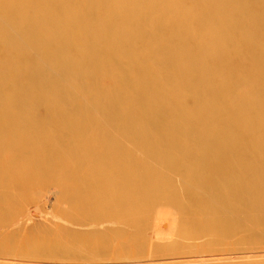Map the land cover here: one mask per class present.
Returning <instances> with one entry per match:
<instances>
[{
	"label": "bare ground",
	"instance_id": "6f19581e",
	"mask_svg": "<svg viewBox=\"0 0 264 264\" xmlns=\"http://www.w3.org/2000/svg\"><path fill=\"white\" fill-rule=\"evenodd\" d=\"M164 215L181 246L262 242L264 0H0V264H147ZM39 217L52 240L10 245Z\"/></svg>",
	"mask_w": 264,
	"mask_h": 264
},
{
	"label": "rangeland",
	"instance_id": "374dc122",
	"mask_svg": "<svg viewBox=\"0 0 264 264\" xmlns=\"http://www.w3.org/2000/svg\"><path fill=\"white\" fill-rule=\"evenodd\" d=\"M100 10H101V7H96L95 9H94V13L96 14V13H99L100 12ZM115 12V14H119L117 11H114ZM120 16H123V17H125V15L124 14H120ZM86 20H88V22H91V24H97V20L96 19H91V18H88V19H86ZM85 20V21H86ZM138 27L139 28H143L144 27V25L143 26H141L140 24L138 25ZM144 29H147V27H144ZM134 30H135V28H134ZM201 36H207V35H209L210 34V31L207 29V28H204V29H202L201 30ZM147 37H149V38H151V39H160V38H162L163 37V35H162V33H160V32H157V33H155V34H153V35H147ZM18 41V40H17ZM19 41H23L22 39L21 40H19ZM19 41H18V43H19ZM210 49V48H209ZM209 49H207V52H209L210 50ZM20 51L22 52V53H27V55L26 56H30L31 54H32V51H31V48H28L26 45H23V49L21 48L20 49ZM36 55H39V53H37L36 52ZM131 58V56H124V55H120V56H118V57H116V59L117 60H121V61H127L128 59H130ZM40 59V58H39ZM41 60V59H40ZM50 66V63L49 62H45V61H37V66H41V67H43L44 68V66H45V68H47V67H49ZM69 73L71 74V75H74V74H77V72H78V69L76 68V67H74V66H72V67H70L69 68ZM132 76H136V74H132ZM55 82H57L59 85H60V83L61 84H63L64 82L62 81V79L61 78H57L56 79V81ZM45 96H49L50 95V93H49V90H47L46 92H44L43 93ZM189 163H191V162H189ZM211 171V169L210 168H206L205 169V173H207V172H210ZM178 183V185H180L181 187H184L186 184H184V182L182 181H178L177 182ZM52 192V193H51ZM50 192V194H48L47 193V195H46V197L44 198H42V202H40L41 204H45L46 205V209H47V211H49L50 209H51V207H52V205L54 204V201H55V198H56V195H57V193H54L53 191H51ZM50 196V197H49ZM41 201V200H40ZM209 201V200H208ZM209 203H210V201H209ZM213 206V205H212ZM164 217V218H163ZM162 217V219H163V222H162V225H163V229H166L165 231L163 230V229H160V228H158V229H156L154 232L155 233H151V235H150V237L152 238L151 240V243L150 244H153V245H151V247H147L146 248V250H149V256H151V257H154V258H152V260H151V262L149 261H144L145 263H147V264H151V263H154V264H173V263H175V262H177L178 260H180V259H185V258H187V259H189V260H192L190 263H186V264H237V263H257V264H260L261 262H263L264 263V236H263V234L260 232V231H258V230H252V232L255 234V235H257L258 237H260V239L262 240V242L261 243H259V242H255L254 244H252V245H249L248 247H245V248H242V247H240V246H237L236 244H230V245H228L227 246V248H225V249H217V248H208V247H206L205 245L203 246L202 244H200V243H198V242H201L202 241V239L200 240V241H194V242H192V243H188V244H183L182 246H181V244L180 243H178V241H179V239L182 237V233H181V231H177L176 230V227H174L173 228V226H169L168 227V223H167V225L166 224H164L165 223V220L166 219H168V215H164ZM173 217H175V216H173ZM37 220H36V222H37V224H33L32 226H30V230L29 231H27V233H25L24 234V232L21 234V233H16V234H14L12 237L10 236V239L11 238H13V240L11 239V243H10V245H12V243H13V241H14V243H15V241L16 242H19V241H21L22 242V239H20V238H22L23 237V239H27L28 238V235H31L32 236V238L34 237L35 239L36 238H38V237H40V235L42 234V233H44V231L43 230H47V228H51V229H49L48 231H47V233H44L45 235L43 236V235H41V237H43L45 240H52L53 239V237H55L56 235H57V229H55V227H56V225L55 224H52L53 222L52 221H48V219H40V217L39 218H36ZM165 219V220H164ZM44 220V221H43ZM45 221H47V222H45ZM167 221V220H166ZM42 223V224H41ZM47 223V224H46ZM49 223V224H48ZM169 223H170V221H169ZM173 223H175V222H173ZM235 223H237V224H239L241 227L243 226V227H245V228H249L250 226H249V224L247 223H245V222H243V221H238V222H235ZM39 224V225H38ZM41 224V225H40ZM46 226H48L47 228L45 227V225ZM35 225V226H34ZM55 225V226H54ZM34 226V227H33ZM40 226V227H39ZM43 227H45V229L43 228ZM166 227V228H165ZM57 228V227H56ZM168 228V229H167ZM34 229V231L36 232L35 234H34V231H32ZM41 229V230H40ZM37 230H38V232H37ZM162 230H163V232H162ZM50 231V232H49ZM54 232V233H52L51 234V232ZM31 232V233H30ZM159 232V234H160V236H156L155 234L156 233H158ZM49 233V234H48ZM38 234H40V235H38ZM17 236V237H16ZM20 236H22V237H20ZM48 236H50V237H48ZM53 236V237H52ZM18 238V239H17ZM52 238V239H51ZM15 239V240H14ZM19 240V241H18ZM13 243V244H14ZM24 243V242H23ZM22 243V244H23ZM158 244V245H157ZM173 244V245H172ZM8 246V245H6L7 247H12V246H14V245H12V246ZM156 246V247H155ZM157 246H159V248L157 247ZM160 246H161V248H160ZM26 248L28 251L30 250V249H32V250H30V253H31V251L32 252H34V249L36 248L39 252H40V250H44V252H43V254L42 255H39V254H37L38 256H42V257H39L38 258V256L36 255V254H34V253H36V252H38L36 249H35V251L36 252H34L33 253V255L32 256H36L37 258H33L32 256H30L29 257V255H28V259L27 258H25V260H24V258H21V260L17 257V259H16V257H14V256H9V257H7V258H9V259H11V258H14L13 259V261L16 263V264H51V263H54V264H80L79 262L77 263V261L76 260H72V261H67L66 262V260H63V261H59V260H52V259H49L48 258V255L45 257V255L44 254H49V252L51 253V249L52 248H49V250H48V247L49 246H43L44 248H42V245L39 247V245H37V246H32V245H28V246H23V248ZM37 247H39V248H41L40 250L37 248ZM24 248V249H25ZM155 248V249H154ZM246 248H248V249H250L249 251H247L248 249H246ZM253 248V249H252ZM22 249V248H21ZM25 249V250H26ZM162 249V250H161ZM173 249V250H172ZM180 249V250H179ZM24 250V251H25ZM25 251L26 253H28L29 254V252L28 251ZM46 250V251H45ZM54 250L55 249H53V252H54ZM161 250V251H160ZM171 251V252H170ZM231 251V252H230ZM240 251V252H239ZM243 251V252H242ZM25 252H22V251H20V253L19 254H17L18 256H20V254H26ZM42 252V251H41ZM47 252V253H46ZM55 252H57L56 250H55ZM169 252V253H168ZM31 255V254H30ZM186 255V256H185ZM188 255V256H187ZM261 255V256H260ZM167 256V257H166ZM176 256V257H175ZM56 259H58L60 256H54ZM44 258V259H43ZM148 258V257H147ZM147 258H144L143 260H147ZM19 259V260H18ZM26 259H27V261H26ZM3 260H5L4 258L2 259V258H0V261H3ZM29 260V261H28ZM31 260H33V261H31ZM40 261V262H38V261ZM48 260H49V262H48ZM116 261H118V258H116V257H113V259L112 260H110V259H106V260H103L102 262L104 263V264H107V263H105V262H112V263H110V264H124V263H122V262H116ZM73 262V263H72ZM102 263V264H103ZM81 264H83V263H81Z\"/></svg>",
	"mask_w": 264,
	"mask_h": 264
}]
</instances>
